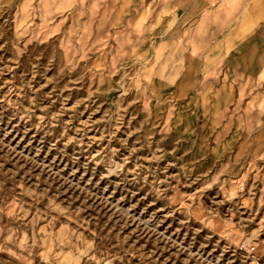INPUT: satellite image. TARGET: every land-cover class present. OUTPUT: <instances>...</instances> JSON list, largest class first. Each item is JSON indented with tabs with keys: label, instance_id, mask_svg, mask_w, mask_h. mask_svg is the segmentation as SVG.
<instances>
[{
	"label": "rangeland",
	"instance_id": "rangeland-1",
	"mask_svg": "<svg viewBox=\"0 0 264 264\" xmlns=\"http://www.w3.org/2000/svg\"><path fill=\"white\" fill-rule=\"evenodd\" d=\"M75 261L264 264V0H0V264Z\"/></svg>",
	"mask_w": 264,
	"mask_h": 264
},
{
	"label": "crops",
	"instance_id": "crops-1",
	"mask_svg": "<svg viewBox=\"0 0 264 264\" xmlns=\"http://www.w3.org/2000/svg\"><path fill=\"white\" fill-rule=\"evenodd\" d=\"M249 65L251 68L256 69V67H258V61L254 60L250 62Z\"/></svg>",
	"mask_w": 264,
	"mask_h": 264
},
{
	"label": "bare ground",
	"instance_id": "bare-ground-1",
	"mask_svg": "<svg viewBox=\"0 0 264 264\" xmlns=\"http://www.w3.org/2000/svg\"><path fill=\"white\" fill-rule=\"evenodd\" d=\"M64 53V52H63ZM72 264H79V263H77L76 261L75 262H72Z\"/></svg>",
	"mask_w": 264,
	"mask_h": 264
}]
</instances>
